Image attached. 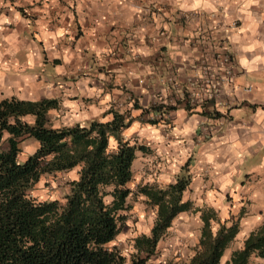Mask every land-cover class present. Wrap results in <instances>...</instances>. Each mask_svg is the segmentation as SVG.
I'll return each instance as SVG.
<instances>
[{"label": "crops", "instance_id": "obj_1", "mask_svg": "<svg viewBox=\"0 0 264 264\" xmlns=\"http://www.w3.org/2000/svg\"><path fill=\"white\" fill-rule=\"evenodd\" d=\"M224 50L234 77L208 98L188 78ZM10 96L58 98L49 116L62 124L124 112V135L146 146L134 190L189 175L183 199L239 218L225 260L264 224V0H0V99ZM157 104L169 116L150 122Z\"/></svg>", "mask_w": 264, "mask_h": 264}, {"label": "trees", "instance_id": "obj_2", "mask_svg": "<svg viewBox=\"0 0 264 264\" xmlns=\"http://www.w3.org/2000/svg\"><path fill=\"white\" fill-rule=\"evenodd\" d=\"M161 106V113L172 107L152 108ZM58 107L52 97L0 99V264H124L126 255L115 239L134 192L145 196L154 219L148 232L134 237L130 264H149L173 220L186 210L199 211L197 242L186 257L166 264L221 263L239 218H221L214 207L183 199L190 182L183 173L165 186L143 183L134 190L133 161L146 146L124 135L131 118L112 109L109 119L54 125L49 111ZM27 138L37 145L21 158ZM72 169L76 175L65 180L61 198L33 193L42 176ZM253 256L264 257V224L244 237L225 264H250Z\"/></svg>", "mask_w": 264, "mask_h": 264}, {"label": "rangeland", "instance_id": "obj_3", "mask_svg": "<svg viewBox=\"0 0 264 264\" xmlns=\"http://www.w3.org/2000/svg\"><path fill=\"white\" fill-rule=\"evenodd\" d=\"M54 125H60V121L56 119L55 115L49 116ZM23 152L21 158L34 150L37 145V141L33 138H27L23 141ZM140 161L135 162L133 169L134 177L129 185L136 189L138 174L142 172L140 167ZM75 169L67 172H59L56 177H41L36 183V187L33 193L39 198L48 197H62V193L66 186H63L65 180L68 177H75ZM129 201L132 204L128 211V218L126 223L122 226L120 232L117 234L115 242L120 246L123 253L126 255V261L124 264H130V255L134 248V237L143 232H148L154 219V212L149 207V204L145 201V197L138 195L135 192L129 197ZM218 210V209H217ZM224 210L222 213L218 210L221 217H224ZM201 220L199 218V212H180L173 220L171 227L167 233L158 243V254L152 256L149 264H166L171 259H178L186 257L192 252L193 246L197 242V238L200 232ZM240 239H235L232 246L239 243ZM225 257L222 258V264H224Z\"/></svg>", "mask_w": 264, "mask_h": 264}, {"label": "built area", "instance_id": "obj_4", "mask_svg": "<svg viewBox=\"0 0 264 264\" xmlns=\"http://www.w3.org/2000/svg\"><path fill=\"white\" fill-rule=\"evenodd\" d=\"M235 23V20L231 22L233 26ZM229 57L230 56L227 50L222 51L221 54H219L218 62L214 67L209 68L207 65H203V68L198 74L189 76V83L196 85L197 87V83H200L202 86H204L206 92L205 94L209 96L208 98H213L216 95L219 96L221 92V86L225 83H232L234 77V70L231 66ZM215 110L216 112L221 113L222 117L225 119L228 118V109L218 106ZM162 114L169 116L168 112L166 111L164 113L153 111L148 115V117L150 119L157 118L163 116ZM210 129L211 128L208 127L207 131Z\"/></svg>", "mask_w": 264, "mask_h": 264}]
</instances>
